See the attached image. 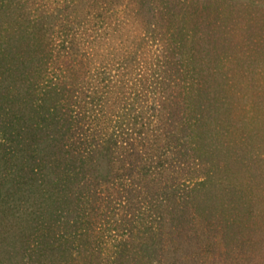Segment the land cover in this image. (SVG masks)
Returning a JSON list of instances; mask_svg holds the SVG:
<instances>
[{
  "label": "trees",
  "instance_id": "obj_1",
  "mask_svg": "<svg viewBox=\"0 0 264 264\" xmlns=\"http://www.w3.org/2000/svg\"><path fill=\"white\" fill-rule=\"evenodd\" d=\"M174 7L181 14L187 6ZM170 8L162 11L173 21L179 14ZM66 27L55 49L49 44L43 51L49 63L55 50V82L45 71L42 84H32V91L41 90L37 100L29 94L33 114L16 106L20 93L10 89L0 97V161L6 160L0 186L8 185V196L37 190L39 208L55 218L54 237L47 236L43 246L39 234L24 250V264L35 255L47 257L38 264H54V252L55 264L57 257L61 264H126L139 255L130 239L139 240L142 251L153 242L165 252L177 239L167 226L185 219L208 179L200 174L205 160L197 133L203 115L190 70L194 57L166 54L150 74L133 50L106 59L98 51L101 41ZM45 213L43 225L49 223ZM67 226L72 240L61 232ZM102 226L128 240L107 246ZM144 251L142 259L151 263V252Z\"/></svg>",
  "mask_w": 264,
  "mask_h": 264
},
{
  "label": "rangeland",
  "instance_id": "obj_2",
  "mask_svg": "<svg viewBox=\"0 0 264 264\" xmlns=\"http://www.w3.org/2000/svg\"><path fill=\"white\" fill-rule=\"evenodd\" d=\"M181 2L187 10L180 14L173 6ZM166 6L179 14L173 21L164 16ZM67 24L79 36L101 41L98 51L106 59L138 53L142 70L150 74L157 71L155 60L167 59L166 54L194 57L190 70L203 115L197 133L205 160L200 174L207 184L196 192L185 219L167 226L177 238L170 250L150 242L143 248L152 254L149 263L139 240L130 239L139 255L126 264H161V258L165 264H264V0H0V97L10 89L20 93L16 106L24 114H33L29 94L33 100L41 97L32 84L41 85L45 71L55 82V50L49 63L43 51L49 44L55 49ZM5 164L0 161V169ZM7 191L8 185L0 186V264H24V250L39 234L41 243L54 237L55 218L39 208L43 200L37 190L16 196ZM51 203L55 207L54 199ZM42 212L49 221L44 225ZM109 226H102L107 246L127 239L115 237ZM70 229L61 232L72 240ZM51 258L55 264V252ZM43 259L35 255L30 264ZM59 259L56 264L63 263Z\"/></svg>",
  "mask_w": 264,
  "mask_h": 264
}]
</instances>
